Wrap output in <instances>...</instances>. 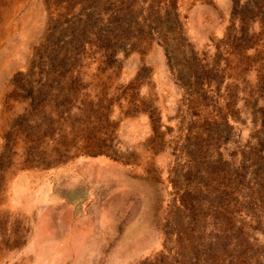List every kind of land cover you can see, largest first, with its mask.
<instances>
[{"label":"rangeland","instance_id":"374dc122","mask_svg":"<svg viewBox=\"0 0 264 264\" xmlns=\"http://www.w3.org/2000/svg\"><path fill=\"white\" fill-rule=\"evenodd\" d=\"M0 264H264V0H0Z\"/></svg>","mask_w":264,"mask_h":264},{"label":"trees","instance_id":"16d2710c","mask_svg":"<svg viewBox=\"0 0 264 264\" xmlns=\"http://www.w3.org/2000/svg\"><path fill=\"white\" fill-rule=\"evenodd\" d=\"M142 14V13H141ZM133 17H135V14H133ZM133 17H132V15L130 16V19H129V22H130V24H132L133 23ZM176 17H177V14H175V13H169V12H167V14H166V17H165V21H167L166 22V26H165V22L162 20V17L160 16V17H158V19H153L152 20V22H150L151 20H146V21H149L150 23H148V24H150V27H151V31H156L157 33H160L161 31H163L164 29H163V27H166V29L165 30H171V28H172V25L173 24H175V23H170V22H172V21H176ZM148 18H149V16H148ZM151 19V18H150ZM119 21H121V20H119L118 18H116V22H119ZM120 28H121V25L120 24H114V26L111 28H109L108 29V31H113V32H115V30H118V32L120 31ZM84 29H86V30H88L89 29V26L86 24L85 25V28ZM142 32H143V27H140L139 28ZM163 29V30H162ZM112 33H110V35H111ZM57 40V43L59 44V42H62V40H61V38H59V40L58 39H56ZM66 59V60H65ZM62 65H64V66H68L69 64H68V59L67 58H64V61H62ZM35 89V87L33 86V84L30 82V89L28 90V93H29V95H30V97H32V102H33V104H35V102H40V100L42 99V96L41 97H39V95L43 92V90L42 89H40V90H38L37 92H36V90H34ZM63 90L64 89H62V93H64L63 92ZM39 97V98H38ZM35 101V102H34ZM37 108V107H36Z\"/></svg>","mask_w":264,"mask_h":264}]
</instances>
